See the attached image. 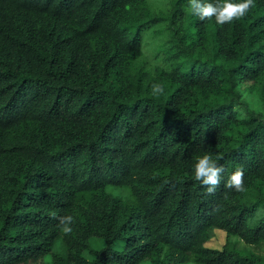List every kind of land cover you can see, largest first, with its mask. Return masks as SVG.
<instances>
[{
    "label": "trees",
    "instance_id": "1",
    "mask_svg": "<svg viewBox=\"0 0 264 264\" xmlns=\"http://www.w3.org/2000/svg\"><path fill=\"white\" fill-rule=\"evenodd\" d=\"M205 152L245 190L208 193ZM263 242L264 0L224 25L188 0H0V264H264Z\"/></svg>",
    "mask_w": 264,
    "mask_h": 264
},
{
    "label": "clouds",
    "instance_id": "2",
    "mask_svg": "<svg viewBox=\"0 0 264 264\" xmlns=\"http://www.w3.org/2000/svg\"><path fill=\"white\" fill-rule=\"evenodd\" d=\"M253 4L254 0H188V11L201 21L214 17L216 24L224 25L234 19L244 17ZM151 91L155 96L163 94L164 85L161 83H154ZM223 172V165L219 164L218 161L207 152L200 155L193 165L194 179L199 181L201 185L206 186L208 193L214 192L221 181L224 180L222 175ZM224 183L226 187L234 188L236 191H244V171L237 168L228 176L227 180H224ZM72 221L73 217L71 215H65L60 218V222L64 225L65 231H71L69 225Z\"/></svg>",
    "mask_w": 264,
    "mask_h": 264
},
{
    "label": "rangeland",
    "instance_id": "3",
    "mask_svg": "<svg viewBox=\"0 0 264 264\" xmlns=\"http://www.w3.org/2000/svg\"><path fill=\"white\" fill-rule=\"evenodd\" d=\"M226 241V233L222 230H217L215 232V235L207 242V245L209 247L213 248H220L223 246V244ZM92 244L96 248H102L104 246V242L100 239H93ZM252 248L258 252L264 254V242L259 245H253ZM87 256L91 259H94V256L87 253ZM47 264H51L50 260H48Z\"/></svg>",
    "mask_w": 264,
    "mask_h": 264
}]
</instances>
